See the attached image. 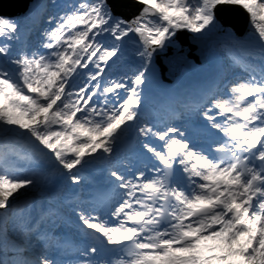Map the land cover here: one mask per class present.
Segmentation results:
<instances>
[{
  "label": "snow or ice",
  "instance_id": "snow-or-ice-1",
  "mask_svg": "<svg viewBox=\"0 0 264 264\" xmlns=\"http://www.w3.org/2000/svg\"><path fill=\"white\" fill-rule=\"evenodd\" d=\"M135 2L142 8L131 19L116 15L109 0L68 3L46 17L36 47L22 44L15 53L13 42L25 30L19 19L0 15V133L16 132L31 146V154L0 155V216L15 193L38 188L41 178L58 173L79 184L89 158L110 157L141 115L158 50L174 43L179 30L231 36L219 13L239 6L248 13L254 46L226 45L230 63L219 72L234 70L226 91L210 89L190 105L212 142L197 144L176 125L139 124L137 143L154 162L143 170L123 164L109 170L110 185L122 191L107 211L75 210L83 228L118 255L100 261V250L89 245L76 264H264V0ZM105 34L116 42L134 35L140 61L130 77L102 85L121 48L98 39ZM78 69L88 70L87 82L74 89ZM47 215L24 217L21 209L19 222L0 223V264H57L45 249L25 254L31 236L45 238Z\"/></svg>",
  "mask_w": 264,
  "mask_h": 264
},
{
  "label": "rangeland",
  "instance_id": "rangeland-1",
  "mask_svg": "<svg viewBox=\"0 0 264 264\" xmlns=\"http://www.w3.org/2000/svg\"><path fill=\"white\" fill-rule=\"evenodd\" d=\"M232 13L234 15L236 14V16L239 17V18L242 17V18L245 19V14L243 13V10L241 8L239 9V7L238 8H229V11L226 12V14L229 15V16H232ZM243 22H241V23H243ZM243 27H245V26L243 25ZM220 34H222V32ZM200 35H202V34H194V36H197V37H201ZM247 35L252 36L251 35V31ZM168 46H170V48H172V50L178 49L179 50L178 53H180V47L175 42L172 43V44H169ZM184 58H185V60L191 62L190 59H189V55L188 54L184 55ZM3 136H4V134L3 133H0V139L1 140H3V138L5 137V136L4 137ZM6 137H7L6 143H8V146H9V147H7V151H9V150H15V149L18 148V146H19L18 149L24 150V148L20 145L21 144V141H19V143L18 142L17 143L13 142L16 139L19 140L18 137H20V135L18 133H16V132H9ZM36 192H38L40 194H46L47 193V190H45L40 184H39L38 188H36V189H28V190H23L22 189L20 192L15 193L13 195V197L10 198V209L9 210H14V209L16 210V207L18 205H23L20 208V210L23 209V216L26 217V214L28 212H26V207L24 206V202L28 198H31V201L34 200L33 195ZM21 218L22 217L20 215L13 216V217H10V218L6 219L5 221H2V223L7 222L9 224V226H10L11 223L13 222V220H16L17 222H19V220ZM9 234L11 235V233H9ZM29 251L27 253H25V254L28 255L29 257H31L30 256L31 254H30Z\"/></svg>",
  "mask_w": 264,
  "mask_h": 264
},
{
  "label": "bare ground",
  "instance_id": "bare-ground-1",
  "mask_svg": "<svg viewBox=\"0 0 264 264\" xmlns=\"http://www.w3.org/2000/svg\"><path fill=\"white\" fill-rule=\"evenodd\" d=\"M224 36L226 37V35H224ZM231 41H233V42H232V44H230V45H232L233 47H236V48L239 47V43H237V42H239V41H235V40H232V39H231ZM242 45H244V44H242ZM247 46H248V45H247ZM209 66H212V68H210V69L208 70L207 75H206V76L204 77V79H203L204 82H205V80H206L207 78H209V77H211V76H213V77H217V76L220 75V72H219L218 69H216L213 65H207L206 67H209ZM192 69L195 70L196 68H195V67H192ZM190 75H191L192 77L195 76V75L192 73V71H188V72L185 73L184 76H180L179 79H177L176 81H173L172 84L169 85V87L176 88L175 86H178V84H182V82H185V81H183V80L188 81L190 78H192V77H190ZM181 77H182V79H180ZM147 80H148L149 83L152 84V85H150L151 91L149 92V94H154L156 91L158 92V88H157L155 91H154V88H155V84H156V83H158V85L160 84L161 79H160V73H159L158 67H157L155 64H153V69H152L151 73L148 74V79H147ZM154 83H155V84H154ZM153 84H154V85H153ZM165 84H167V83H165ZM167 85H168V84H167ZM151 86H152V87H151ZM157 92H156L153 96H155V95L157 94ZM144 93H145V90H144ZM144 95L146 96V95H148V93H145ZM151 97H152V96H151ZM0 142H2L1 139H0ZM25 147H26L27 150L31 151V146H30V145H27V144H26ZM65 171H66V170H65ZM49 177H52V175L49 176ZM67 180H70V179L67 178ZM69 182H71V181H69ZM30 253H31V251H30Z\"/></svg>",
  "mask_w": 264,
  "mask_h": 264
},
{
  "label": "water",
  "instance_id": "water-1",
  "mask_svg": "<svg viewBox=\"0 0 264 264\" xmlns=\"http://www.w3.org/2000/svg\"><path fill=\"white\" fill-rule=\"evenodd\" d=\"M31 0H0V15L13 16L24 11ZM114 12L126 15L123 9L116 6L112 0H109Z\"/></svg>",
  "mask_w": 264,
  "mask_h": 264
}]
</instances>
